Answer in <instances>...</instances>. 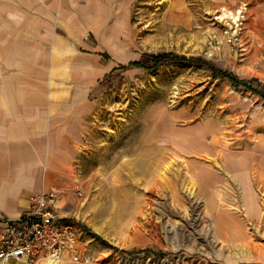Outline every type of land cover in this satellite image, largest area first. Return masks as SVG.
<instances>
[{"label":"rangeland","instance_id":"obj_1","mask_svg":"<svg viewBox=\"0 0 264 264\" xmlns=\"http://www.w3.org/2000/svg\"><path fill=\"white\" fill-rule=\"evenodd\" d=\"M117 30L57 215L93 264H264V99L205 65L264 88V0H135ZM159 53L205 63L110 73Z\"/></svg>","mask_w":264,"mask_h":264},{"label":"crops","instance_id":"obj_2","mask_svg":"<svg viewBox=\"0 0 264 264\" xmlns=\"http://www.w3.org/2000/svg\"><path fill=\"white\" fill-rule=\"evenodd\" d=\"M134 2L0 0V220L71 186L90 88Z\"/></svg>","mask_w":264,"mask_h":264},{"label":"built area","instance_id":"obj_3","mask_svg":"<svg viewBox=\"0 0 264 264\" xmlns=\"http://www.w3.org/2000/svg\"><path fill=\"white\" fill-rule=\"evenodd\" d=\"M57 190L30 198V208L18 218L0 220V264L21 261L40 264H93L87 233L56 213Z\"/></svg>","mask_w":264,"mask_h":264},{"label":"trees","instance_id":"obj_4","mask_svg":"<svg viewBox=\"0 0 264 264\" xmlns=\"http://www.w3.org/2000/svg\"><path fill=\"white\" fill-rule=\"evenodd\" d=\"M189 61H197L198 63H205L202 59H187L185 56H179L173 53H159V54H144L139 61L131 62L127 66H121L119 68L114 69L111 73L116 71H121L129 68H144L147 70L157 69L159 66L171 64V63H184ZM211 69L213 72V77L215 79L222 78L228 80L234 87H244L255 94H258L261 98L264 99V88L258 89L252 86L253 82L259 83L258 80L253 79L251 81L241 80L236 77L233 73L215 68L210 64H205ZM260 84V83H259Z\"/></svg>","mask_w":264,"mask_h":264},{"label":"bare ground","instance_id":"obj_5","mask_svg":"<svg viewBox=\"0 0 264 264\" xmlns=\"http://www.w3.org/2000/svg\"><path fill=\"white\" fill-rule=\"evenodd\" d=\"M244 9V8H243ZM221 16H220V18H222V19H227V20H230V21H232L233 23H235V24H237V22L238 21H241V18H242V16H241V14H242V11L240 10V11H235V12H233V11H231V10H228V9H226V8H222L221 9ZM244 17V16H243ZM147 169V168H146ZM148 171V170H147ZM149 172V171H148ZM145 173V172H144ZM150 173V172H149ZM157 184V183H156ZM222 190V189H221ZM236 209V208H235ZM246 216V215H245ZM243 232V231H242ZM241 240H243V237H242V239ZM53 262L51 261V260H49V261H47L46 262V264H52ZM58 264V263H57Z\"/></svg>","mask_w":264,"mask_h":264}]
</instances>
